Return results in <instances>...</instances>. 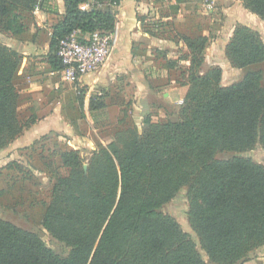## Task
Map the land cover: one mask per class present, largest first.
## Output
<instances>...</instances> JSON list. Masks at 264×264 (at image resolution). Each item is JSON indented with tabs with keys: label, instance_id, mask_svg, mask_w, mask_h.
<instances>
[{
	"label": "trees",
	"instance_id": "obj_1",
	"mask_svg": "<svg viewBox=\"0 0 264 264\" xmlns=\"http://www.w3.org/2000/svg\"><path fill=\"white\" fill-rule=\"evenodd\" d=\"M93 1L64 0L65 15L50 38L53 71L64 68L58 50L73 32H81L82 38L115 32L113 7L121 0H110L103 9L92 6ZM37 2L0 0V29L24 35L14 12ZM242 2L264 21V0ZM183 40L191 57L189 89L177 119L160 122L148 115L141 134L136 125L126 128L91 152L87 162L79 150L60 154L67 174L56 175L42 227L69 249L67 256L48 246L39 232L0 218V264H244L264 247V164L218 158L258 144L264 150V74L258 68L264 64V39L245 25L237 26L226 56L243 70V77L230 86H222L219 66L202 73L209 37ZM22 61L0 41V152L37 121L35 115L27 122L19 116L16 82ZM168 63L174 68L177 61ZM84 96L78 97L81 111ZM106 107L105 96L91 97V112ZM13 167L19 168L9 163L0 173ZM185 187L189 223L206 258L181 223L163 212Z\"/></svg>",
	"mask_w": 264,
	"mask_h": 264
},
{
	"label": "crops",
	"instance_id": "obj_2",
	"mask_svg": "<svg viewBox=\"0 0 264 264\" xmlns=\"http://www.w3.org/2000/svg\"><path fill=\"white\" fill-rule=\"evenodd\" d=\"M109 1L94 0L92 6L96 5L101 9L109 8ZM165 1L168 2L170 8L178 7L174 14L177 19L176 22L181 24L178 26L179 29L177 31L182 38L178 42L183 54L189 59L186 61L188 67L190 66L191 57L183 38L186 36L190 38L196 36L209 37L210 41L205 52L202 73L211 67L219 66L223 70L222 86H230L240 81L243 77V70L232 66L226 56V48L238 25L249 27L253 31L260 33L264 39V21L247 10L242 0H217L215 11L209 15L203 12V0ZM113 9L117 12V25L115 32L110 34L113 45L110 59L99 72L84 76L77 84L73 85L67 82V85L64 86L68 88V92L71 90L76 92L82 87L86 88V91L83 90L85 95L83 111L80 109L78 95L76 97L73 95L72 103H70L72 110L77 111V115L75 113L71 115L68 112V109H70L69 104L66 108L67 101L63 99L64 95H62L66 91L62 89V94L57 97L56 89L58 86H53L50 77L46 79L48 75H60L57 73L58 71L52 70L48 58L52 29L63 20L66 12L64 0H38L34 7L23 8L20 6L14 12L19 15L20 23L24 26L26 33L29 32V29L33 31L31 39H23L21 36L16 37L12 33L0 29V41L8 48L16 50L23 57L18 80L23 82L25 86L17 84L20 93L18 106L20 119L22 108H27L31 111L27 118L30 119L33 115L37 118V121L32 126L25 129L22 136L1 152L11 156L12 159L6 164H0V170L5 168L10 162L17 161L18 159L16 158H21L17 157V155L18 153L20 155L23 149L32 147L42 137L56 133L69 137L65 140L73 144L74 150L80 151V148L85 146L87 151H96L99 146H105L106 142L112 138V135H108V137L98 135V132L100 133L107 128L102 126V120H110L115 117V114L117 118H120L121 114L124 116V111L128 107H130L129 113L132 112L134 115L136 110H149V96L162 94L164 104L174 108H181L189 89L188 81L177 83L172 78L170 84L165 86L149 85L141 80L145 78V71L140 72L134 67V63L138 61L146 62L151 59L149 56L150 50L158 54L168 46H177L174 37L170 38L167 34L166 37L161 36L160 29L158 27L156 29L153 25L154 22L160 20L169 22L173 20V15L162 16L152 0H121V3L113 7ZM192 13L198 19L192 27L194 30L191 31L190 29L191 32H188L187 29L180 27L187 22L188 16ZM144 20L152 24L150 25L151 29L145 28ZM216 26H219L218 30H216ZM43 31H46L49 37V42L45 43L44 46L40 36ZM87 35L85 36L87 37ZM169 53L171 57H168V61H178L175 65L176 67L169 69V71H174L181 66L179 64L180 56L174 50ZM42 66H46L49 72L42 80H39ZM129 75H133L132 78L137 81L136 91L131 96V99H127L128 95L121 85H117L118 88L115 89V92L113 91L114 86L118 84V79ZM170 77H172L171 73ZM42 83H45V85ZM97 88L108 92L106 94L102 92L95 94L105 96L107 107L103 110L91 112L90 100ZM110 89L112 90L111 93H109ZM87 94L90 97H87ZM45 95L53 97L45 99ZM25 99L26 102H23ZM22 102L26 103V107L22 106ZM158 109L161 113V120L168 119L162 112L163 108L160 107ZM78 128L86 134L92 132L93 136L80 138L77 133ZM259 250L260 252L261 250L264 251V247L256 251L259 252ZM262 261L264 262V258L248 261L244 264H259L258 262Z\"/></svg>",
	"mask_w": 264,
	"mask_h": 264
},
{
	"label": "rangeland",
	"instance_id": "obj_3",
	"mask_svg": "<svg viewBox=\"0 0 264 264\" xmlns=\"http://www.w3.org/2000/svg\"><path fill=\"white\" fill-rule=\"evenodd\" d=\"M152 1L154 6L158 10H160L162 16L173 15V20L169 22L160 20L154 22L153 25L155 26L156 29L157 27L160 29L161 36L166 37L167 34L168 37L170 38L174 37V41L177 43V46L175 47L168 46L162 49L158 54L156 52L153 53L152 52L153 50H150L151 53L149 52V56L151 59L146 62L138 61L134 63V67L137 68V70L140 72L145 71V78H142L141 80L149 85L165 86L170 84L172 78L177 83L189 81L188 76H189L190 66L188 67L187 65L188 63L186 64V61H188L189 59L185 56V54H183L182 48L180 47L178 42L182 38L179 36L180 34L177 31V29H179L178 26L181 24H178L176 22L177 19L175 18L174 15L175 10L173 8H170L168 2H166L165 0H152ZM214 11L215 9L212 12ZM203 12L206 13V15L212 13V12L207 13L205 10ZM197 19L198 17L192 13L190 16H188L187 22L184 23V25L181 26L180 28L187 29L188 32L193 31L194 29H192V27L197 22ZM144 25L146 29H151L150 25L152 24H150L149 21L144 20ZM215 28L216 30H218L219 26H216ZM102 34L108 35L106 33H102ZM40 36L43 41L42 42L43 46L45 43L49 42L48 33L46 31H43V33ZM21 37L23 39H31L33 37V31L29 29V32L25 33ZM172 50H174L177 53V55L180 56L179 64L181 66L174 71H169L170 68L168 63V57H171V54L169 52H171ZM258 68L261 69L264 74V64L260 65ZM41 69H42L41 77L39 78V80H42V78H44L45 75L48 74L49 72V69L46 66H42ZM170 73L172 77H170ZM132 76L129 75L126 76L125 78H119L118 84L114 86L113 91L115 92V89L118 88L117 85H121L128 95L127 99L129 98L131 99V96L134 95V92L136 91V85H137V81H135V79L132 78ZM49 77L51 78L53 86L54 87H56V85L58 86V88L56 89L58 94L56 93V96L59 97V95L62 94V89L65 90L66 92L63 93L62 95H64L63 99L67 101L66 108L67 105L69 104L68 106L70 107V109H68V112L71 115H74V113L77 115L78 114L77 111L72 110V106L70 103H72L73 95H75V97L77 95L78 97L80 95H83V90L86 91V88L82 87L76 92H74V90L68 92V88L64 87L67 85V82H64L60 75H53V76L48 75L46 79H48ZM16 83L19 84L20 86H25L23 85V82L19 80H17ZM42 84L45 85V83ZM263 84H264V79H263ZM97 92L98 93L102 92L103 94L108 93L106 92V90L102 91L100 88L96 89L94 95ZM111 92L112 90L110 89L109 93ZM47 97L50 99L53 96L45 95V99H47ZM87 97H90V95L87 94ZM163 101L164 100L162 94H159L157 96L152 95L149 96L148 98V103L150 106L149 110H136L137 112L135 111V115L134 113L131 112L130 115L127 114L125 119L122 114L120 118H117V115L115 114V117L110 120H102V126L104 128L105 127L107 128L103 129L100 133L98 132V135L104 137L105 136L108 137V135H112L113 137V135L114 136L117 135L119 132L124 131L126 128L132 125H136L139 133L141 134L144 129L143 122L148 115H149L148 117L152 116V118L156 121L164 122L167 120V119H164L163 121L161 120L162 119L161 113L159 112L158 109L160 107L163 108L162 112L164 115L168 117V119H172L173 117L174 119H177L180 109L174 108L173 106L170 105H166L164 104ZM23 102H26V99L23 100ZM22 106L26 107V103H23ZM127 110L130 112V107H128ZM29 112L31 111H29L27 108L21 109V120L23 122H27V119L29 120V118H27ZM122 119H124L123 122H120ZM82 132L83 130H80V128H78L77 133L80 136V138L81 137L89 138L93 136V134H91L92 132L90 134L89 133L86 134ZM68 138L69 137H66L61 133H56L51 136L42 137L36 143H34L32 147L23 149V151L20 152V155L18 153L17 157H21V158L23 157V159L16 158L18 159L17 161L10 162V163H16L17 166H19V168L15 169L13 167V169L10 171L6 170L0 173V218L4 221L15 224L16 226L25 229L27 231L39 232L43 240L46 242V244L63 256H67V254L69 253V249L66 248L63 244L53 239L52 236L45 229H43L42 218L46 206L52 200V189L56 182V175L61 174L62 176H66L67 174V171L65 169H62V167H60L61 165H60L59 156L66 149L69 148L74 149L73 144L65 140ZM108 142L109 140L106 142V144ZM80 152L87 162V160L91 157V152L87 151L85 149V146L84 147L82 146L80 148ZM234 156L253 159L257 163L264 164V150L262 146L259 144L256 145L253 149L244 151L242 153L225 152L218 154L219 159H228ZM10 159H12L11 156H7L6 154H2V153L0 154V162H1L0 164L3 163L6 164L10 161ZM85 166H87V164ZM188 191H189L188 187L183 188L178 193L176 198L163 208V212L175 217L181 223L183 229L191 235L192 239L198 245V248L202 256L206 258V254L200 246L199 239L189 223ZM256 253L258 254L256 255ZM260 258H264L263 250H261V252L260 250L259 252L255 251L253 254H251L249 261L258 260ZM258 263L264 264L263 261Z\"/></svg>",
	"mask_w": 264,
	"mask_h": 264
},
{
	"label": "built area",
	"instance_id": "obj_4",
	"mask_svg": "<svg viewBox=\"0 0 264 264\" xmlns=\"http://www.w3.org/2000/svg\"><path fill=\"white\" fill-rule=\"evenodd\" d=\"M217 0H203V9L212 12ZM86 8V7H84ZM81 32L75 31L60 42L58 57L63 69L58 71L64 81L77 84L87 75L99 72L110 59L113 51L110 34L95 32L82 38Z\"/></svg>",
	"mask_w": 264,
	"mask_h": 264
}]
</instances>
